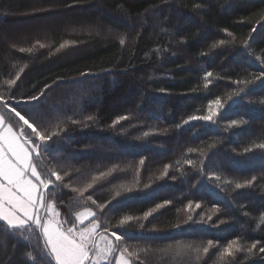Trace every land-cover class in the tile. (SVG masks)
Wrapping results in <instances>:
<instances>
[{
    "label": "trees",
    "instance_id": "trees-1",
    "mask_svg": "<svg viewBox=\"0 0 264 264\" xmlns=\"http://www.w3.org/2000/svg\"><path fill=\"white\" fill-rule=\"evenodd\" d=\"M22 15L36 23L21 37ZM261 72L264 0H0V96L57 135L41 144L0 102L5 122L41 145L34 161L55 182L46 192L63 225L91 209L132 264H264ZM218 98L212 120H189ZM234 239L257 247L221 257ZM47 251L39 230L0 226V264H49Z\"/></svg>",
    "mask_w": 264,
    "mask_h": 264
},
{
    "label": "snow or ice",
    "instance_id": "snow-or-ice-1",
    "mask_svg": "<svg viewBox=\"0 0 264 264\" xmlns=\"http://www.w3.org/2000/svg\"><path fill=\"white\" fill-rule=\"evenodd\" d=\"M255 30L254 28L253 31ZM229 35L231 34L229 33ZM120 43L124 45L125 39L122 38ZM224 43L225 41L220 40L216 44H213L212 47ZM40 47L43 48L45 45L40 44ZM64 47L65 44L60 45V48ZM20 51L24 52L26 50L21 48ZM27 51L31 52L32 49L29 48ZM257 59H260V57H257ZM20 71H23V69ZM212 75L211 72L206 73V77H211ZM261 78H264V72H261L260 76L255 77L256 80H260ZM18 79L19 74H17L15 79L7 80L6 83L11 87L16 84ZM236 83L247 85L251 83V81H236ZM207 86L206 83L205 87ZM243 91L244 89L241 88L234 93V95L239 96ZM38 99L39 97L36 96L31 97V100L34 101ZM0 102L4 103V106L8 108L11 113H14L15 116L19 118V121L23 122V125L31 129V133L35 135L41 144L46 143L51 140L53 136L57 135L55 131H53L51 135H45L43 132L39 131L34 123L26 119L25 115H22L20 111H17L16 107H12L4 101L3 96H0ZM212 104L220 107L221 101L218 98L210 103L208 115L202 117L192 116L189 117V120H212L213 116L216 114L211 107ZM126 118L125 116L117 117V119L113 121V125ZM92 119V116L87 117V120ZM242 122L243 121L233 120L231 124L236 125ZM72 123L75 124L77 121L72 120ZM185 123H187V121H185ZM0 129H2V131H0V226L4 227L10 234L17 230L22 231L24 229L30 231L39 230L44 239V246L48 250L45 255L50 258L49 264H51L52 259H54L55 264H89L90 261L91 264H99L100 260H107L108 256L113 251V246L109 243L104 248H101L91 239L95 234L96 228L99 227L95 221H93L91 228L76 233L73 228L62 230L61 223L55 219L59 213L55 211L54 205L49 203L48 193L42 191V189L49 190L50 185H54L55 182L51 178H42L36 165L33 163V151H35L38 156L41 145L34 144L33 140L29 136H26L23 127H21L19 133H17L13 130L11 124L6 125L3 115H0ZM209 147H212V145H209ZM258 147L264 148V144L258 145ZM189 151H196V149H190ZM143 163L144 160L142 159L140 164ZM186 163L191 164L192 161L189 160L186 161ZM168 167L170 166H165V174H167ZM103 175L106 174L101 173V176ZM50 176L55 177L56 182L63 180V177L56 171H51ZM216 179H220V177L217 176ZM254 180L255 177H253L252 180L245 181L243 184L236 183L235 188L239 189L249 186ZM225 183H228V181H225ZM91 187L92 184L87 185V188ZM73 191H77V189H73ZM79 191L80 195L83 196L84 190ZM116 195L119 196L120 193L117 192ZM88 199L92 200V196L89 195ZM92 202L96 203L94 200H92ZM196 206L199 207L198 204ZM99 207L103 208L104 205H99ZM161 207H163L162 204L156 205V208L144 214L145 218L152 215L153 212ZM189 207H191V202H189ZM41 209L51 212V216L48 218L41 216ZM86 216L94 217L95 213L89 208H85L83 212L76 213V217L81 223H83ZM132 219L133 217L131 216H125L119 223L123 225L126 221ZM259 223L264 224V214L260 216ZM105 231H107V229H105ZM111 235L114 236L117 241L121 240V236L117 235L116 232H112ZM212 244L213 242L209 240L208 247H205L203 252L207 253ZM256 247L257 243L254 242L245 249L239 244L238 239H234L223 249L221 257L224 255L232 256L235 252H242L245 250L251 254ZM259 251L264 253V247H261ZM90 253L93 254L91 257ZM125 253H128L129 256L134 255V253L128 252L127 248H124L116 264H130V261L123 258ZM28 256L32 258V253H28Z\"/></svg>",
    "mask_w": 264,
    "mask_h": 264
},
{
    "label": "rangeland",
    "instance_id": "rangeland-1",
    "mask_svg": "<svg viewBox=\"0 0 264 264\" xmlns=\"http://www.w3.org/2000/svg\"><path fill=\"white\" fill-rule=\"evenodd\" d=\"M22 18H20V21L18 22V23H16V24H18L17 26H16V29H17V31H16V33L18 32V31H20L18 28L19 27H30V26H32V25H35V19L33 18V17H31V16H21ZM37 20H39L40 21V23H44V25H46L47 23H49V21L51 20V19H44V18H39V19H37ZM38 33V29H35L34 31H33V34L34 33ZM23 32H18V35L20 36L21 34H22ZM40 33V32H39ZM28 34H30V33H28ZM17 34H16V36H18ZM26 35V33H23V35H21V37L22 36H25ZM0 115H2V113H1V107H0ZM5 124L7 125V124H9V123H7V122H5ZM13 130L15 131V132H17V133H19L17 130H15L14 128H13ZM0 131H2V129H0ZM34 151H33V163L36 165V163H35V161H34ZM36 167H37V165H36ZM37 170H38V168H37ZM39 171V170H38ZM40 172V171H39ZM40 174H41V172H40ZM41 177L42 178H44V179H48L47 178V176L46 175H44L43 176V174H41ZM3 183H6V182H3ZM42 191H46V190H43L42 189ZM49 203H51V204H53V202H50L49 201ZM54 205V204H53ZM54 207H55V205H54ZM55 211L56 212H58L59 213V215L58 216H56L55 217V219L56 220H58L60 223H61V225H62V230H66V229H68V228H73L74 229V232H76V233H79L80 231H82V230H84V229H87V228H91L92 227V224H93V221L94 220H91V217L92 216H86V218H84V220H83V223H81L80 222V220L79 221H77V223H76V225L75 226H72V227H65L64 225H63V222H62V217H61V215H60V212H59V210L55 207ZM84 211V210H83ZM82 211V212H83ZM40 215L41 216H44L45 218H48L49 216H51V212H47V211H45V210H43V209H41V211H40ZM95 223L96 224H98L96 221H95ZM78 238V237H77ZM91 239L93 240V241H95V243L96 244H98L99 245V247H101V248H104L106 245H108L109 243H111V245L113 246V251H112V253L108 256V258H107V260H100V262H99V264H116V261H117V259H119L120 258V256H121V249L119 250L118 249V246H117V242H116V239H115V237L114 236H112L111 235V233H109V232H107V231H101V232H99V227L98 228H96V231H95V234L91 237ZM93 254L92 253H90V257L92 256ZM124 259H126V260H128V261H130V264H132V262H131V260L128 258V256L126 255V254H124V257H123ZM89 264H91V261L89 262Z\"/></svg>",
    "mask_w": 264,
    "mask_h": 264
}]
</instances>
